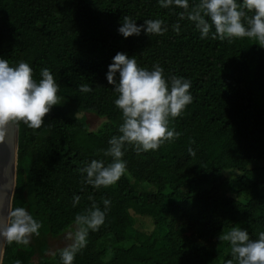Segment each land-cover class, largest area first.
Returning <instances> with one entry per match:
<instances>
[{
    "label": "trees",
    "instance_id": "1",
    "mask_svg": "<svg viewBox=\"0 0 264 264\" xmlns=\"http://www.w3.org/2000/svg\"><path fill=\"white\" fill-rule=\"evenodd\" d=\"M197 3L189 0V9ZM182 11L158 0H0V59L29 64L37 81L48 68L60 97L40 128L15 124L12 209L25 208L42 226L28 245L6 241L2 264H62L61 249L47 256L49 238L67 232L93 200L103 210L105 198V221L89 231L73 264H226L233 257L221 233L239 227L255 240L264 232V47L213 39L214 27L201 39L191 21L179 19ZM124 16L138 26L161 19L168 30L124 38ZM118 52L148 70L158 63L169 83L171 76L189 80L193 99L169 121L178 138L140 153L125 145L126 172L97 189L80 169L112 159L104 151L119 135L122 113L106 74ZM83 84L92 90L82 92ZM84 114L99 118L98 127L90 129ZM74 196L81 197L75 207Z\"/></svg>",
    "mask_w": 264,
    "mask_h": 264
},
{
    "label": "clouds",
    "instance_id": "2",
    "mask_svg": "<svg viewBox=\"0 0 264 264\" xmlns=\"http://www.w3.org/2000/svg\"><path fill=\"white\" fill-rule=\"evenodd\" d=\"M160 7L175 5L184 11L179 19H188L200 32V38L209 36L213 27V39L221 41L249 38L264 47V0H199L189 9V0H158ZM251 13V15H249ZM207 18V19H206ZM209 21L211 23H209ZM179 34L180 25H172ZM167 26L161 19L145 20L137 25L129 16H124L119 34L124 38L141 31L147 35H163ZM119 73L118 80L116 75ZM41 79L33 78V69L25 62L10 66L9 61L0 59V143L4 141L7 127L23 122L29 128L38 129L53 106L59 104L57 95L59 85L48 68H42ZM106 78L109 85H114L118 98L115 106L122 113L119 135L112 136L104 155L111 157V162L93 159L80 169L85 173V183L94 188H108L115 185L126 172L124 146L131 145L137 153L157 150L165 141L179 137V133L169 129L170 119L179 117L187 105L192 103L191 82L183 77L165 79L164 69L157 63L151 70L137 65L135 57L118 52L108 67ZM82 92H90L87 85H80ZM195 143V141H192ZM189 155L195 152L189 148ZM81 197H73V207L79 204ZM89 200H93L89 196ZM104 209L93 203L84 213L77 214L74 225L65 239L67 245L60 250L62 264H73L75 256L87 245L89 231H96L105 221V214L111 201H102ZM41 223L23 207L9 211L6 220L0 221V239L8 243L28 245L33 235L39 236ZM219 241L229 242L233 259L226 264H264V232L252 240L246 230L233 227L221 233ZM16 264H21L19 260Z\"/></svg>",
    "mask_w": 264,
    "mask_h": 264
},
{
    "label": "water",
    "instance_id": "3",
    "mask_svg": "<svg viewBox=\"0 0 264 264\" xmlns=\"http://www.w3.org/2000/svg\"><path fill=\"white\" fill-rule=\"evenodd\" d=\"M18 127L9 125L0 143V221L6 220L12 210L17 179ZM6 241L0 239V264L3 261Z\"/></svg>",
    "mask_w": 264,
    "mask_h": 264
},
{
    "label": "rangeland",
    "instance_id": "4",
    "mask_svg": "<svg viewBox=\"0 0 264 264\" xmlns=\"http://www.w3.org/2000/svg\"><path fill=\"white\" fill-rule=\"evenodd\" d=\"M84 116L86 117V122L90 129H95L100 124V119L96 116H93L91 114H84ZM138 226L140 229L144 228L146 226V221L141 220ZM66 233L67 232H65L58 238H49V251L47 253V256H51L56 250L62 249L67 245L68 241L65 239Z\"/></svg>",
    "mask_w": 264,
    "mask_h": 264
}]
</instances>
